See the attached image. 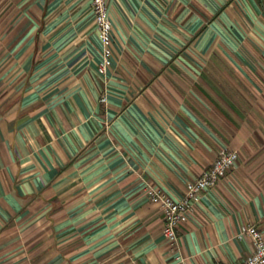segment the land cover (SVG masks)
<instances>
[{"label": "crops", "instance_id": "crops-1", "mask_svg": "<svg viewBox=\"0 0 264 264\" xmlns=\"http://www.w3.org/2000/svg\"><path fill=\"white\" fill-rule=\"evenodd\" d=\"M0 0V264H238L264 234V0ZM106 100L103 102L102 99ZM225 149L236 166L163 234Z\"/></svg>", "mask_w": 264, "mask_h": 264}, {"label": "built area", "instance_id": "built-area-1", "mask_svg": "<svg viewBox=\"0 0 264 264\" xmlns=\"http://www.w3.org/2000/svg\"><path fill=\"white\" fill-rule=\"evenodd\" d=\"M96 24L103 44V62L99 72L106 75L114 60V32L109 17L106 0H92ZM106 99L103 98L104 102ZM239 152L233 149L223 150L211 167L204 171L196 180L188 182L185 194L181 199H174L162 191L148 186L146 193L152 202L159 204L164 212L165 222L163 234L173 246L178 245V228L187 221L203 192L214 189L218 183L236 166ZM242 236H249L253 242V252L238 264H264V234L253 224L243 226Z\"/></svg>", "mask_w": 264, "mask_h": 264}]
</instances>
